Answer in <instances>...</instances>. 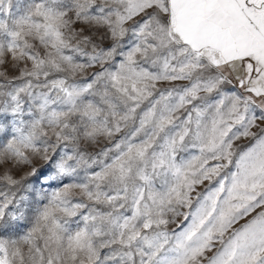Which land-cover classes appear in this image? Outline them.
Segmentation results:
<instances>
[{"label": "snow or ice", "instance_id": "snow-or-ice-1", "mask_svg": "<svg viewBox=\"0 0 264 264\" xmlns=\"http://www.w3.org/2000/svg\"><path fill=\"white\" fill-rule=\"evenodd\" d=\"M0 264H264V0H0Z\"/></svg>", "mask_w": 264, "mask_h": 264}]
</instances>
